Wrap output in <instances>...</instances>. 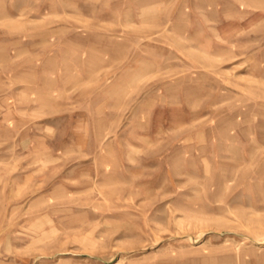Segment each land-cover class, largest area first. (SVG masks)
<instances>
[{"label": "rangeland", "instance_id": "1", "mask_svg": "<svg viewBox=\"0 0 264 264\" xmlns=\"http://www.w3.org/2000/svg\"><path fill=\"white\" fill-rule=\"evenodd\" d=\"M0 10V264H264V0Z\"/></svg>", "mask_w": 264, "mask_h": 264}, {"label": "crops", "instance_id": "2", "mask_svg": "<svg viewBox=\"0 0 264 264\" xmlns=\"http://www.w3.org/2000/svg\"><path fill=\"white\" fill-rule=\"evenodd\" d=\"M1 2V0H0ZM8 4V5H7ZM5 4V6H11L9 3ZM62 9H58V11H61ZM0 11H7V10H0ZM8 11L12 12L15 11L14 9H9Z\"/></svg>", "mask_w": 264, "mask_h": 264}]
</instances>
